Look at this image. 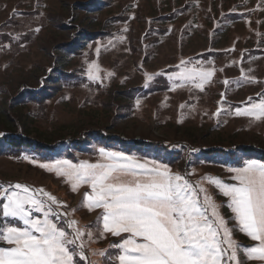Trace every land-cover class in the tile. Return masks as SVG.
<instances>
[{"label": "rangeland", "instance_id": "374dc122", "mask_svg": "<svg viewBox=\"0 0 264 264\" xmlns=\"http://www.w3.org/2000/svg\"><path fill=\"white\" fill-rule=\"evenodd\" d=\"M182 60L215 69L204 91L169 80ZM92 62L95 82L87 76ZM145 73L153 77L147 86ZM262 94L264 0H0V184L46 190L80 225L99 213L78 207L89 189L73 192L41 164L94 163L104 147L167 164L226 203L202 178L232 183L227 169L242 158L264 162V117L235 114ZM13 135L46 145L17 149L7 140ZM234 238L256 243L238 231ZM117 242L106 235L87 248L114 256L109 246Z\"/></svg>", "mask_w": 264, "mask_h": 264}, {"label": "snow or ice", "instance_id": "6c2138e0", "mask_svg": "<svg viewBox=\"0 0 264 264\" xmlns=\"http://www.w3.org/2000/svg\"><path fill=\"white\" fill-rule=\"evenodd\" d=\"M189 64L182 60L184 66L169 80L204 91L215 69ZM87 76L93 82L101 79L95 62ZM152 79L145 73V86ZM229 83L224 81L226 87ZM235 114L259 120L264 99ZM96 152L94 163L64 159L40 165L64 178L73 192L87 186L78 207L99 210L94 223L80 225L46 190L0 184V264H264V162L242 158L239 166L227 169L232 183L203 177L227 198L218 203L202 183L194 185L167 164L104 147ZM225 206L231 216L223 215ZM236 231L256 243L239 244ZM106 235L119 238L109 246L118 250L114 256L87 248Z\"/></svg>", "mask_w": 264, "mask_h": 264}, {"label": "trees", "instance_id": "16d2710c", "mask_svg": "<svg viewBox=\"0 0 264 264\" xmlns=\"http://www.w3.org/2000/svg\"><path fill=\"white\" fill-rule=\"evenodd\" d=\"M3 36H4V34H3ZM31 93H38V91H32ZM91 134L92 135H90V136H94L95 138H100V137L101 138H106V141H113L114 140V139H112V137L110 135H102V133L101 132L98 133V131H92ZM84 139H85L84 136H81L80 139H77V143H78L79 146L84 144V142H85ZM7 140H8L9 143H12L14 145V146H11V147H14V148H17V149L18 148L20 149L21 147H24L27 150H31V149H36V148H42L44 145H46V144H43V143L35 142L33 140V138H31V137H21V136L20 137H16V135L7 136ZM71 140H74V139L71 138ZM64 141L65 140H61L60 142H64ZM57 144H59V143H57ZM211 150L212 151H216V150H220V149L214 148V149H211ZM260 157H264V152H262Z\"/></svg>", "mask_w": 264, "mask_h": 264}]
</instances>
